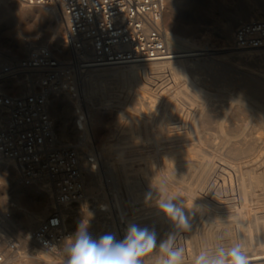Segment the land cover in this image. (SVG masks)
Listing matches in <instances>:
<instances>
[{
	"label": "rangeland",
	"instance_id": "374dc122",
	"mask_svg": "<svg viewBox=\"0 0 264 264\" xmlns=\"http://www.w3.org/2000/svg\"><path fill=\"white\" fill-rule=\"evenodd\" d=\"M15 1L18 3L0 0V53L11 58L28 56L31 51L26 43L31 39L33 48L48 47L61 61L73 62V55L62 49V23L59 27L63 35L58 43L61 47L54 45L52 37L58 27L53 22L55 12L34 8L45 15L34 11L23 17ZM254 4L261 14H248ZM166 8V29L177 37L181 48L204 54L192 58L190 63L204 65L205 69L193 71L189 66L186 69L187 65H177L168 67L166 76L154 73L149 77L112 80L99 77L97 70L80 76L76 68L68 69L66 76L72 81L76 78L79 84L74 81V87H78L79 94L84 76L97 79L91 80L89 91L93 97L79 103L80 110L93 111L99 120L95 138L86 149V161L96 177L97 188L90 181V174L83 171L87 190L84 209L91 211L96 205L106 208L94 225L101 235L112 232L118 239L123 238L129 222L146 226L149 218L160 228L172 231L176 235L174 246L184 247L193 258L201 250L220 244L243 243L248 254L264 251V90L257 87L258 82L264 83V50H237L233 41L240 23L264 19V0H166ZM236 14L241 18L234 22ZM230 25L227 42L223 32ZM238 52L260 53L254 59H240L235 56ZM15 84L6 83L5 92L19 93L24 89L23 84L15 89ZM55 112L51 113L50 105L58 140L76 146L75 123L79 119H74L75 110L60 104ZM86 119L88 127L94 125L93 118ZM129 127L141 135L142 157L120 147L119 142L126 135H121L119 129ZM133 159L139 161L131 168ZM0 168V228L5 241L0 253L7 255L8 262L15 259L8 264H54L52 256L27 243L41 225H28L30 215L46 212L41 221L44 223L54 209L53 200L50 196L44 200L24 187L18 171L11 177ZM118 176L126 181L120 190L111 186ZM165 181L167 190L161 194L159 186ZM93 187L94 201L87 197ZM21 188L27 190L23 195L19 194ZM149 191L154 193L152 201L145 200ZM168 196L176 197L174 203L181 206L196 205L192 210L185 209L190 230L178 229L158 212L155 201ZM1 217L9 220L8 228ZM82 220L88 221L92 234V221L85 215L66 222V229L73 235ZM159 239L158 243L167 236L163 233ZM8 241L18 247L11 254ZM17 252L25 258L19 260ZM162 255L155 251L143 259L145 264H157Z\"/></svg>",
	"mask_w": 264,
	"mask_h": 264
},
{
	"label": "built area",
	"instance_id": "2783aa9c",
	"mask_svg": "<svg viewBox=\"0 0 264 264\" xmlns=\"http://www.w3.org/2000/svg\"><path fill=\"white\" fill-rule=\"evenodd\" d=\"M17 2L28 8H58L65 22L63 44L75 55L67 66L45 46L33 48L23 58L0 53V164H14L26 188L43 181L51 185L55 208L31 239L65 263L64 247L72 233L64 226L61 208L85 199L84 174L73 145L58 142L49 97L60 91L64 80L74 86L66 76V66L80 65L84 70L148 64L167 57L166 0ZM233 41L237 50H264V19L240 23ZM8 82H16L15 89L23 84L30 91L7 93L4 85ZM3 240L0 228V245ZM7 248L11 254L18 247L8 241ZM16 255L22 257L19 252ZM7 258L0 253V264H6Z\"/></svg>",
	"mask_w": 264,
	"mask_h": 264
},
{
	"label": "bare ground",
	"instance_id": "6f19581e",
	"mask_svg": "<svg viewBox=\"0 0 264 264\" xmlns=\"http://www.w3.org/2000/svg\"><path fill=\"white\" fill-rule=\"evenodd\" d=\"M262 2V1H261ZM16 3V1H15ZM18 8H19V14L23 17H29L31 16V14L36 11L34 10V8H28V7H25L19 3H16ZM51 9L52 11H54V23L57 24V28L54 32V35H53V42L56 43L54 44L56 47H61L60 45H58V43L61 41V30H60V25L61 23L64 25V34H65V22H64V18L60 12V10L56 7H53V8H49ZM240 11V10H239ZM38 12V15L40 16H43L45 15L44 12H41V11H36ZM243 12V11H242ZM51 13V12H50ZM243 14V13H242ZM248 14H255V15H259L261 14V9L259 8V6L257 4H254L249 10H248ZM53 15V14H52ZM244 16V14H243ZM241 18V16L239 14H236L235 17H234V22L238 21L239 19ZM243 18V17H242ZM247 18V17H246ZM258 18V17H257ZM232 19V18H231ZM252 19V18H251ZM262 19V18H260ZM55 29V28H54ZM225 29V28H224ZM233 30V29H232ZM231 31V25L223 32V38L225 39V41L229 42L230 41V36H229V32ZM166 45H167V48L169 50V55L163 59H161L160 61H157V62H153V63H148V64H135V65H127V66H114V67H102V68H90V69H84L82 70V67H80V65H77L78 69H77V72H79V75L82 76L84 73H88V72H91V71H98L97 73L100 75L99 77H102V78H105V79H111L114 78V77H121V78H124V77H149V76H152L154 73H159L161 74L162 76H166L167 72H168V67L170 66H174V68H177L175 66L177 65H187L186 69L188 68V66L193 70H197L198 68H204L203 66H199V64H193V63H190V60L192 58H195V57H198V56H202L204 55L203 53L201 52H196V51H192V50H188V49H185V48H181L179 46V42L177 37L173 36V34H171L170 32H168V30L166 29ZM63 35V34H62ZM49 37V36H48ZM51 40V39H50ZM63 40V38H62ZM50 42V41H49ZM182 42V41H181ZM28 45V52L32 51L33 50V44H32V40L29 39V41H27L26 43ZM51 44V43H50ZM49 44V45H50ZM22 45V44H20ZM19 45V46H20ZM48 45V46H49ZM23 46V45H22ZM21 46V48H22ZM169 46V47H168ZM62 49L64 51H69L70 55H73V59L75 58V55L74 53L67 49L65 46L62 47ZM174 49H179L178 51H173ZM194 50V49H193ZM232 50V49H231ZM206 51V50H204ZM230 51V50H229ZM262 51V50H260ZM257 52V51H256ZM255 52V53H256ZM264 52V51H263ZM262 52V53H263ZM237 53V52H236ZM238 52V54H236L235 56H238L240 57V59H254V58H257L258 54L260 53H257L254 54V53H240ZM58 54V53H57ZM69 55V54H68ZM65 56V55H64ZM264 56V54L262 55ZM88 58V56H85ZM259 57V56H258ZM77 58V57H76ZM86 58V59H87ZM80 59V58H78ZM207 60V59H206ZM61 61V60H60ZM63 61V60H62ZM194 61V60H193ZM209 61V60H208ZM262 61V60H261ZM65 65L68 66V63H65L63 62ZM203 63V62H202ZM206 65V64H205ZM213 65V64H212ZM65 67L66 69H69L70 67ZM76 67V68H77ZM225 67V66H224ZM124 68H130L132 71L130 73L126 72ZM168 68V69H167ZM173 68V69H174ZM172 69V68H171ZM170 70V69H169ZM179 70V69H178ZM177 70V71H178ZM183 70V69H182ZM181 70V71H182ZM173 71V70H172ZM185 71V70H184ZM188 71V70H187ZM198 71V70H197ZM201 71V70H200ZM204 71V70H203ZM193 73V72H192ZM206 73V72H205ZM86 75V74H85ZM79 77V76H78ZM154 77V76H153ZM168 77V76H167ZM198 77V76H197ZM252 77V76H251ZM82 78V77H81ZM152 78V77H151ZM169 78V77H168ZM195 78V77H194ZM116 79V78H115ZM258 79V78H256ZM78 80V79H77ZM91 80H97L95 78V76H90L89 78H85L84 76V79H83V89L82 87L80 86V88L82 89L81 90V93L79 94V91H78V87H74L71 85V83H69L67 80H64L62 82V86H61V89L59 92L57 93H52L51 95L52 96V100L49 101V112H50V105H51V113H56V109L57 107L60 105V104H63V105H67L69 108H71L72 110H75L76 112V115L77 117L74 118L75 121L77 119H79L78 121H76L75 125H76V134L78 135V138L76 140V146L73 145L76 153H77V157H78V161H79V165H80V169L85 172H88L91 176L90 178V181L93 182V184H95V188L96 187V177L94 175H92V170H91V166L89 164V162H87V153H86V149L88 147V143L93 141V139L95 138V134L97 132V126H98V123H99V120L97 118V115H94L93 111H89L88 109V112L87 111H83V110H80L79 109V103L81 102H85L86 100H88L89 98L93 97V94L91 91H89L91 88H92V85H93V82ZM117 80V79H116ZM161 80V79H160ZM75 83L77 84L78 82L76 81V78H75ZM79 84V83H78ZM82 84V83H81ZM8 86V85H7ZM24 89L21 90V92H19L20 94H24L26 92H29L30 89H27L24 85H23ZM257 87L258 89H262L264 90V83L262 82H258L257 84ZM19 91V90H18ZM50 99V98H49ZM62 106V105H61ZM80 111V112H79ZM50 113V115H51ZM87 113H88V116H87ZM84 114H86V116H84ZM52 117V116H51ZM93 118V121H94V125H92L91 127H88L87 124H88V121L86 118ZM67 118V117H66ZM65 120V119H64ZM77 125L79 126L77 128ZM91 125V124H90ZM62 125H60L61 127ZM62 130V129H61ZM68 130V129H67ZM60 131V130H58ZM65 131V130H64ZM63 131V133H64ZM99 131V130H98ZM120 133H122L121 135H126V138L125 139H122L120 140V147H122V150L125 148L126 150H132L134 152H138L141 156V153H142V140H141V135L138 134L136 131H135V128L134 127H129V129L127 130H124V128H121V130L119 129ZM128 132H129V135H128ZM62 133V134H63ZM145 135V134H144ZM61 138V136H60ZM118 138V136H117ZM58 139V137H57ZM58 142L60 144H69L67 142H61L58 140ZM113 142V141H112ZM114 147V146H113ZM112 147V148H113ZM119 147V148H120ZM107 148H110L107 147ZM117 149V148H116ZM115 150V149H114ZM119 150V149H117ZM116 150V151H117ZM121 150V149H120ZM147 150V149H146ZM89 152V151H87ZM121 153V152H120ZM125 153V152H124ZM137 155V156H138ZM91 157H92V154H91ZM142 157V156H141ZM94 158V157H93ZM119 158V157H118ZM124 159V158H123ZM92 160V159H91ZM137 161L139 160H135L133 159L131 164H130V167H134L136 164H137ZM118 162H116L117 164ZM120 164V163H119ZM118 164V166H119ZM127 164V163H126ZM140 165V164H139ZM190 165V164H189ZM195 166V165H194ZM197 166V165H196ZM202 166V165H200ZM0 167L4 168L3 170H5L11 177H15V175L17 174V171L18 169L16 168V166L12 163H8V162H4L2 164H0ZM198 168V167H197ZM1 169V168H0ZM93 169V168H92ZM192 170V169H191ZM19 172V171H18ZM98 173V172H97ZM122 173V172H121ZM94 174V173H93ZM96 175V174H95ZM103 175V174H102ZM142 175V174H141ZM100 177V176H99ZM111 177V176H110ZM127 179V178H126ZM103 181V180H102ZM90 182V183H91ZM106 182V181H105ZM125 180L123 177L121 176H118L117 179L115 180V182L113 181V185L112 188H116V189H122L123 187H125ZM20 183H21V176H20ZM22 184V183H21ZM106 185V184H105ZM93 186V185H92ZM108 186V185H107ZM84 187H85V199H86V186H85V177H84ZM31 189V192H33L34 194L38 195V197H42L44 198V200H47L49 199V196L50 198L53 200V203H54V208H55V199L53 197V191H52V188H51V185L48 184V182L46 181H43L39 184H36L35 186L33 187H30ZM127 188V187H126ZM26 189L25 188H21L19 190V194L23 195L24 193H26ZM104 191V190H103ZM34 197V196H33ZM87 197L91 200H96V194L94 192V187L93 189H90L89 191V194H87ZM84 199V200H85ZM83 200V201H84ZM83 201L77 203V204H73L72 206H64L61 208V211H62V220L64 222V226L66 228V222H69L71 223L73 221L74 218H76L77 216H81V215H85L88 219H91L92 221V224H91V231H92V234L95 238H98L101 233L99 232L98 228L96 225V219H98L99 217L103 216L104 215V212L106 210V208H101V207H98L97 205L92 207L91 208V211H85L84 209V203ZM101 204V203H100ZM116 209V208H115ZM41 211V210H40ZM50 212V211H49ZM127 211L125 210L123 215H126ZM45 215H46V212L44 213H36V214H32L30 215V219L28 221V225H35L36 227L43 224L41 221H43V219L45 218ZM51 215V214H50ZM29 216V215H28ZM105 217V216H104ZM2 220H4L5 222V226L8 228V223H9V220H6L5 217H1ZM80 219V218H79ZM28 220V219H27ZM98 222V221H97ZM11 223V222H10ZM146 226L149 227L150 229L151 228H155L156 231H157V234H158V239L159 240H162V234L164 233L166 236L167 234L169 233H173L172 231H168L166 229H163V228H160V226L156 223H153L149 220V218H146ZM40 225V226H41ZM39 226V227H40ZM38 227V228H39ZM74 227V226H73ZM106 229V228H105ZM91 234V233H90ZM32 235V234H31ZM31 235L29 236L28 238V241L27 243L31 244L32 247H34L35 249L39 250L40 252H43V253H46L48 254V256H52L54 258V264H65L64 261H63V258L62 257H59L55 254H52V253H48V252H45L43 250H41L36 244L35 242L31 239ZM260 238V237H259ZM263 240H260L259 243H262ZM258 245V244H257ZM264 246V245H263ZM259 248V247H258ZM260 249V248H259ZM157 253H159V250L157 249L156 250ZM38 256V255H37ZM40 256V255H39ZM30 257V254L28 255V258ZM249 257H250V263L251 264H264V251H260V252H257V253H252V254H249ZM25 258V256H20L18 259L19 260H23ZM26 258V259H28ZM15 260V259H13ZM13 260H10L9 262H7L6 264L8 263H11ZM184 261H185V264H192L193 262V257L190 255L189 252H185L184 254ZM40 263V262H39ZM156 263V262H155ZM154 263V264H155Z\"/></svg>",
	"mask_w": 264,
	"mask_h": 264
},
{
	"label": "clouds",
	"instance_id": "9594fccd",
	"mask_svg": "<svg viewBox=\"0 0 264 264\" xmlns=\"http://www.w3.org/2000/svg\"><path fill=\"white\" fill-rule=\"evenodd\" d=\"M167 183L161 182L159 192L165 193ZM154 193H145V200L152 201ZM176 197L168 196L155 201L158 212L173 223L178 229H191L190 218L185 209L192 210L196 205L174 203ZM88 221L82 220L70 243L64 247L65 264H145L143 258L149 257L157 249L163 254L157 264H185L184 247H175L176 235L169 233L167 239L158 243L156 229L141 226L134 222L126 225L122 239L115 233L108 232L95 238L88 231ZM192 264H250V257L243 243L231 246L223 244L205 248L195 255Z\"/></svg>",
	"mask_w": 264,
	"mask_h": 264
}]
</instances>
